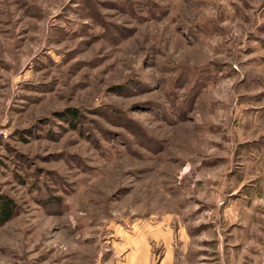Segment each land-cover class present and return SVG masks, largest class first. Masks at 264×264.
Here are the masks:
<instances>
[{
    "label": "rangeland",
    "instance_id": "rangeland-1",
    "mask_svg": "<svg viewBox=\"0 0 264 264\" xmlns=\"http://www.w3.org/2000/svg\"><path fill=\"white\" fill-rule=\"evenodd\" d=\"M141 251L264 264V0H0V264Z\"/></svg>",
    "mask_w": 264,
    "mask_h": 264
},
{
    "label": "crops",
    "instance_id": "crops-1",
    "mask_svg": "<svg viewBox=\"0 0 264 264\" xmlns=\"http://www.w3.org/2000/svg\"><path fill=\"white\" fill-rule=\"evenodd\" d=\"M146 253V251L144 253H142V251L140 252L139 264H143V262L146 260Z\"/></svg>",
    "mask_w": 264,
    "mask_h": 264
},
{
    "label": "trees",
    "instance_id": "trees-1",
    "mask_svg": "<svg viewBox=\"0 0 264 264\" xmlns=\"http://www.w3.org/2000/svg\"><path fill=\"white\" fill-rule=\"evenodd\" d=\"M73 126H74V124H73ZM10 207H9V205L7 204H5L4 206H3V212L5 211L7 214H4L5 216H7L8 215V212L10 211Z\"/></svg>",
    "mask_w": 264,
    "mask_h": 264
}]
</instances>
